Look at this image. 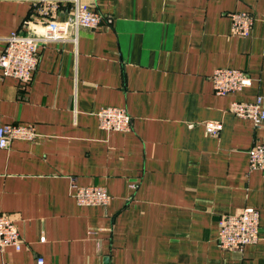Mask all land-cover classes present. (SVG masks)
Instances as JSON below:
<instances>
[{
	"label": "crops",
	"instance_id": "1",
	"mask_svg": "<svg viewBox=\"0 0 264 264\" xmlns=\"http://www.w3.org/2000/svg\"><path fill=\"white\" fill-rule=\"evenodd\" d=\"M103 16L76 41L40 50L32 83L0 79V127L29 124L35 141L0 151V215L14 217L20 251L0 264H264V172L249 150L264 128L229 111L264 99V0H83ZM33 0H0V54L26 33ZM63 0L60 18L72 13ZM251 12V37L230 14ZM249 87L214 93L216 69ZM125 108L129 132L105 131L97 112ZM218 122V136L204 124ZM71 178L105 188L106 206H80ZM260 213V240L242 254L218 246L221 216Z\"/></svg>",
	"mask_w": 264,
	"mask_h": 264
},
{
	"label": "built area",
	"instance_id": "2",
	"mask_svg": "<svg viewBox=\"0 0 264 264\" xmlns=\"http://www.w3.org/2000/svg\"><path fill=\"white\" fill-rule=\"evenodd\" d=\"M72 13L60 18L63 0H33L30 20L24 24L26 33L13 32L5 39V47L0 54V79L14 78L22 88L31 85L40 63V50L52 43L76 41L80 28L97 29L103 22V16L83 0H71ZM234 35L249 38L254 27V15L251 12L230 14ZM211 82L214 93L229 96L242 91L252 84L251 78L243 71L229 68L216 69ZM231 114L240 119L250 120L255 128H264V99L258 97L255 102L233 101ZM99 127L111 132H129L133 127L132 117L125 108L103 107L97 112ZM206 131L218 136L222 124L207 122ZM36 128L29 124H7L0 127V151L6 150L15 140L35 141ZM249 168L251 171L264 172V142L257 143L249 150ZM73 197L80 206L106 207L111 196L99 186H81L77 178H71ZM260 213L254 208H245L238 214L223 215L219 220L218 246L233 253L242 254L249 245L260 240ZM23 240L16 220L8 214L0 215V253L7 247L17 251L22 248ZM36 264H46L38 257Z\"/></svg>",
	"mask_w": 264,
	"mask_h": 264
}]
</instances>
